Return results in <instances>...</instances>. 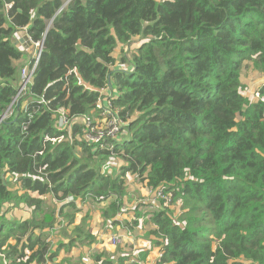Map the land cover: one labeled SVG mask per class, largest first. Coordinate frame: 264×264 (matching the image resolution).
<instances>
[{"label": "trees", "instance_id": "trees-1", "mask_svg": "<svg viewBox=\"0 0 264 264\" xmlns=\"http://www.w3.org/2000/svg\"><path fill=\"white\" fill-rule=\"evenodd\" d=\"M19 32L42 48L0 122V264H125L75 219L90 203L119 223L127 173L169 198L132 209L133 226L156 227V264H264V85L250 98L241 81L264 75V0H0V116L29 65ZM107 106L119 140L54 126L55 112L97 125ZM77 243L86 256L59 254Z\"/></svg>", "mask_w": 264, "mask_h": 264}, {"label": "rangeland", "instance_id": "rangeland-1", "mask_svg": "<svg viewBox=\"0 0 264 264\" xmlns=\"http://www.w3.org/2000/svg\"><path fill=\"white\" fill-rule=\"evenodd\" d=\"M21 33H23V32H21ZM138 42H139L138 39L134 38L133 41L130 43V45L132 47L136 46V44ZM36 49L37 48L34 47L33 53L36 51ZM118 51L120 53V49L117 48V52ZM27 57H28V53H27V56L24 53L21 58L24 59V60H27L28 59ZM117 57H119V56L117 55ZM262 77H264V75L253 73L248 68H243L242 69L241 80H242V82L244 84V93H245V95H247L250 98L252 97V94H253L252 92H253L254 87H251V89H250L248 87V83L249 82H259ZM256 86H257V84H256ZM254 94H256V92ZM78 120H80V119H78ZM64 139H65V137H64ZM115 139L119 140L120 136L119 135L116 136ZM116 163L121 164L122 163V159H119L118 161H116ZM9 178H10V176H9ZM126 178H127V191L128 192L126 194V197L125 196L123 197V199L125 200V202H124V205H125L124 208L125 209L123 208L122 211H121V213L124 214V215H122V217H117V218L118 219L120 218L123 221H126L128 223V227L130 228L129 232H131L130 234L128 233V230L125 229V228H124V230L121 229L118 232H114L115 231L114 229L108 230L107 225H102L100 223V220H99L98 216H97V211H95L96 209H98L95 204H90L89 203L88 205H85L86 206L85 208L81 207L80 212L78 213V215H76L75 221L82 222L83 219H85L87 223H91V224H93L94 226H96L98 228H105L106 227L104 229V231L107 234V238L110 240V238L112 236L116 237L115 241H109V245L110 246H114L115 247L119 243H121L124 238H126V240L128 242H130L132 245L136 244L135 247H133V248H136L137 251H138L139 248H146V247H148V249L151 250L152 249V244L149 243L148 237H150V236H148V232L153 230V229H155V226L150 221H146L144 223H140V225L136 226V227L133 226L132 225L133 219L131 217V215H132V209L131 208H133L137 204L136 205L137 209L142 211V210L146 209L147 207H150L149 203L155 204L160 199L159 198H154V196L152 194L153 193L152 192L153 189L148 188V187H144L137 181L138 178H137L136 174L127 173L126 174ZM6 184H8V183H6ZM136 189H138V192H136ZM69 197H71V196H69ZM67 198H66V201H71L72 200V199L69 200ZM47 201H48V203H50L51 199L48 197ZM167 203H168V200H166L165 205ZM127 212H129L131 215L130 214L126 215ZM27 213H29V207L27 205L21 204V207H19L16 211L12 210L10 212V215H14L15 217H20V216H23V215H25ZM138 234H141V236L138 235ZM95 237L97 238V235H95ZM136 237H139V240H134V238H136ZM55 240L56 239H51V241H55ZM73 247L76 248V250L78 248L79 249L82 248L79 243H77ZM159 249H160V245H159ZM129 250H130V253L127 255L129 257V259L126 261L125 264H132V262L130 260H131V257L133 256V252L135 250L131 251L130 247L126 248V252H128ZM138 254H139V251H138ZM138 254H137V256H139ZM157 256H158V254L156 253V251L152 250L147 255L148 260H146V262L144 261V263H142V262L141 263L142 264H156ZM84 258H86L87 261L89 260L88 257H84ZM138 259H139V257H138ZM83 263H84V261H83ZM55 264H58V262H55ZM73 264H75V263H73ZM90 264H92V262Z\"/></svg>", "mask_w": 264, "mask_h": 264}, {"label": "built area", "instance_id": "built-area-1", "mask_svg": "<svg viewBox=\"0 0 264 264\" xmlns=\"http://www.w3.org/2000/svg\"><path fill=\"white\" fill-rule=\"evenodd\" d=\"M37 49L33 53L32 57L29 60V65H24L20 68V73H19V84L17 88V92L15 96L13 97L11 103L7 107V109L2 113L0 117V122L3 121L4 119H7L12 111H13V106L19 101V99L26 93L28 90V83L31 81V76L34 71V68L38 62L40 53H41V48H42V43L37 42L34 45ZM256 92V94H254ZM253 95L255 97L259 96L258 91H255ZM261 100L263 97H259ZM39 104L43 102V99L40 98L37 101ZM107 114L109 115L108 117L104 116L102 123H99L97 125H94V123L91 121V119L87 116H77V117H72L69 118L65 113L63 112H55L54 113V119L55 123L54 126L58 130H68L71 127V124L74 121L80 122L82 124V129L81 133L79 134L80 139L85 142L88 145H94L97 144L99 146H102V144L109 138H115L114 136L118 133V131L122 128L123 122L111 111V108L107 106ZM80 119V120H78ZM98 122V121H97ZM62 136H59V138H51V142L60 141ZM152 194L154 198H159V199H164V200H169L167 196H165L161 190L159 189H153ZM67 199H72V197H68ZM128 233L130 234L129 230L130 228L126 226ZM116 237L112 236L110 238V241H115ZM167 242V239H164V243ZM138 251L135 250L133 252V258H131V262L136 263V264H141V261L138 259ZM86 262V258H83Z\"/></svg>", "mask_w": 264, "mask_h": 264}, {"label": "crops", "instance_id": "crops-1", "mask_svg": "<svg viewBox=\"0 0 264 264\" xmlns=\"http://www.w3.org/2000/svg\"><path fill=\"white\" fill-rule=\"evenodd\" d=\"M24 34H26V33L19 32L18 33V38H19V36H22ZM20 46L22 48H28L29 47L28 45L22 46L21 44H20ZM33 50H34V47L33 48L29 47V49H28V57H27L28 59L27 60L21 59L17 63H19L21 65L26 64L30 60L31 55L33 53ZM256 84H257V86H256ZM261 84L264 85V77H262L259 82H249L248 83V87L250 89H251V87H254L253 92H252V93H254L257 90L258 86L261 85ZM9 176L10 175L6 176V179L7 180H10L11 179V176H10V178H9ZM14 186H16V185H14ZM136 192H138V189H136ZM81 207H84L85 208L86 206L84 204V205H81ZM131 209H133V208H131ZM95 211H97V216H98V218L100 220V211H99V209H96ZM117 214H118L117 217H122V215H124L121 212H119ZM128 214H130V213L127 212L126 215H128ZM89 224L92 226V229H91L92 234L97 235V238H96L95 242L92 244V249L101 247L104 250H109L110 253H111V259H118L119 257L127 256L130 253V250L128 252H126V248H128V247H130L131 251L132 250H136V248H133V247H135L136 244H133L132 245L130 242H128L126 240V238H124L123 241L121 243H119L117 246H115V247L114 246H110L109 245V241L110 240L107 238V234L104 231V229L106 227L105 228H98V227L94 226L91 223H89ZM102 225H103V223H102ZM139 225H140V223L138 225H136V226H139ZM107 228H108V230L114 229L115 230L114 232H118L121 229L124 230V228L127 229L126 228V225L123 222V220L120 219V218H119V223L116 224V225H110V224L107 223ZM138 235L141 236V234H138ZM148 236H150V237H148V240H149V243L152 244V249L149 250L148 247H146V248H139L138 249L139 253H145V256L142 258L143 261H145V262H146V260H148L147 255L152 250H155L156 253L158 254V256H159V253H160L159 245H156L154 243V240H155L154 234H148ZM134 240H139V237L134 238ZM81 247L82 248H80V249L78 248L77 250H76V248L71 247V249L69 251H67L64 248H61L60 251H59V254L60 255H63L64 257L71 258V261L74 262L75 260H78L79 259V256H81V255L82 256H86L87 247L86 246H83V245H81ZM158 256H157V258H158ZM53 259L54 260L49 261L47 264H55L56 258H53ZM142 263H144V262H142ZM63 264H67V263H63ZM89 264H90V262H89Z\"/></svg>", "mask_w": 264, "mask_h": 264}, {"label": "water", "instance_id": "water-1", "mask_svg": "<svg viewBox=\"0 0 264 264\" xmlns=\"http://www.w3.org/2000/svg\"><path fill=\"white\" fill-rule=\"evenodd\" d=\"M14 44H21L22 46H25V45L31 46L32 45V42L30 41L28 35L27 34H24V35L20 36L19 38H17L14 41ZM110 83H111V81H109V84ZM17 106H18V104L16 105V107ZM90 263H91V261H90Z\"/></svg>", "mask_w": 264, "mask_h": 264}, {"label": "clouds", "instance_id": "clouds-1", "mask_svg": "<svg viewBox=\"0 0 264 264\" xmlns=\"http://www.w3.org/2000/svg\"><path fill=\"white\" fill-rule=\"evenodd\" d=\"M88 264H89V261H88Z\"/></svg>", "mask_w": 264, "mask_h": 264}]
</instances>
